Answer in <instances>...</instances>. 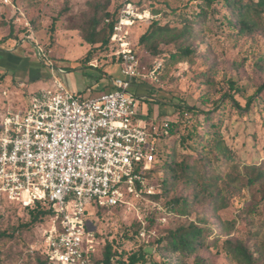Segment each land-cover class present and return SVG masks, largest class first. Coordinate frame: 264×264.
Returning a JSON list of instances; mask_svg holds the SVG:
<instances>
[{"label":"rangeland","instance_id":"obj_1","mask_svg":"<svg viewBox=\"0 0 264 264\" xmlns=\"http://www.w3.org/2000/svg\"><path fill=\"white\" fill-rule=\"evenodd\" d=\"M87 2L101 8L109 3L106 9L115 13V20L125 0H0V113L21 106L31 92L48 88L53 79L66 90L90 98L107 92L110 79L121 76L120 64L105 51H92V59L83 63L90 46L81 40L77 26L84 21ZM221 4L215 1L207 7L203 0H133L134 10L142 19L136 20L129 34L137 44L153 22L171 28L190 23L191 34L180 42L192 53L181 61L169 59L175 44L161 39L153 43L160 52L156 56L144 46L136 48L146 69L154 62H161L162 67L156 81L136 85L132 92L142 98L138 112L143 119L148 117L159 124L175 122L176 131L160 143L165 154L173 146L175 162L190 158V153L198 155L200 140L191 135L194 127L199 136L208 132L207 140L212 134L220 137L231 160H212L206 172L207 176L220 177L217 185L226 207L216 211L209 200L190 202L195 192L182 180L168 196H162L165 172L157 168L148 180L151 194L143 193L129 205L99 213L98 239L94 240L97 260H101L106 244L117 252L116 260L126 262L130 254L141 251L146 264L163 260L168 264H193L196 257L205 264H235L222 249L227 238L243 241L254 252L264 247V197L257 185H246L244 170L246 165L264 163V91L251 112L243 116L226 97L221 99L231 95L243 106L246 98L264 84V13L259 17L252 14L253 31L241 34L227 24ZM65 7L67 12L62 13ZM201 8L206 15L197 17ZM26 22L29 34L24 30ZM36 46L46 54L42 60L35 54ZM59 68L64 72L59 74ZM231 83L237 92L229 88ZM177 105L194 107L198 112L182 116L176 112ZM207 113L210 122L204 121ZM210 124L220 128H210ZM178 197L190 202L184 213L179 211L182 205L176 211L171 204ZM30 220L28 212L19 206L0 208V264L44 261L42 234L49 219L25 227ZM190 224L206 230L209 246L182 260L166 255L160 248L168 232Z\"/></svg>","mask_w":264,"mask_h":264},{"label":"built area","instance_id":"obj_2","mask_svg":"<svg viewBox=\"0 0 264 264\" xmlns=\"http://www.w3.org/2000/svg\"><path fill=\"white\" fill-rule=\"evenodd\" d=\"M141 19L133 0H125L110 37L121 76L110 79L107 92L82 98L53 79L0 113V204L47 206L42 242L50 264H91L97 244L88 216L94 207L126 206L152 193L148 180L161 163L169 126L143 119L142 98L132 92L156 81L162 67L154 62L146 69L132 49L129 29ZM34 51L40 60L46 56L38 46Z\"/></svg>","mask_w":264,"mask_h":264},{"label":"trees","instance_id":"obj_3","mask_svg":"<svg viewBox=\"0 0 264 264\" xmlns=\"http://www.w3.org/2000/svg\"><path fill=\"white\" fill-rule=\"evenodd\" d=\"M207 7H210L215 1L217 3H222L221 7L227 13L225 16V21L233 29H237L239 33L251 32L254 29L255 22L252 20V14L255 17H259L260 14L264 13V0H203ZM106 5L102 8L97 5H91L87 2L88 9L84 16V21L77 26V30L80 33L81 40L90 46V49L86 53L83 63H88L92 59V51L102 50L105 51L108 57L114 59L111 56L112 50L110 47V37L112 32V26L114 24V12H109ZM92 10V12H91ZM67 8L62 9V13H66ZM206 12L201 8L197 17L205 16ZM108 20L109 23H105ZM34 24V23H33ZM26 33H31L27 27L24 26ZM191 34L190 23L184 22L181 28H171L167 26L158 27L157 22L151 23L144 34H142L137 44H133L131 41L132 49L135 53L138 46H144L147 48L153 56L158 55L160 52L157 50L156 45L153 44L161 39L165 43H174L175 51L170 54L169 59L172 61H181L183 57H188L192 50L187 44H182L181 39ZM168 38V41L165 39ZM147 44L149 46L147 47ZM229 88L237 92L234 89V85L231 83ZM264 91V84L257 87L255 93L246 98L245 104L242 106L237 100L231 95H223L221 99L226 97L228 102L231 104L232 108L240 115H248L253 109L257 101L260 100L259 95ZM221 101V100H220ZM219 108V107H218ZM176 112H179L182 116L186 113H191L196 115L198 111L194 107L189 106H176ZM211 115L207 113L204 116L205 122L211 121ZM169 136H171L176 131L175 122L168 123ZM210 128L219 129L220 126L216 124H210ZM192 137H197L200 140V150L197 151V156H193L192 153L188 154V159H183L180 163L173 160V154L171 149L169 152L161 151L160 148V159L161 163L159 168H162L165 172L164 179L161 182V187L163 189L162 196H168V194L173 191L177 186L178 182L182 180V183L188 187L192 188L195 192L192 201H198L200 199L209 200L210 204L213 206L214 210H220L226 207V204L222 201V190L218 188V181L220 177L217 175L207 176V170L212 167V160L215 162H220L223 158L226 161L231 160V155L227 151V146L220 139L219 136L212 134V138L207 140L208 132L203 133L199 136L197 128L194 127L191 131ZM207 140V141H206ZM162 142V141H161ZM183 141L181 140V143ZM164 153V154H163ZM164 156V157H163ZM245 175L247 177V186L257 185V191L264 197V163L260 165H246L244 167ZM197 190V192H196ZM157 198V197H154ZM190 202L186 198L182 199L178 197L171 200L173 209L176 211L181 206L179 210L180 213H184L185 207L190 205ZM14 206L13 204L1 203L0 208ZM28 212L31 217L29 223L25 224V227L36 224L43 218H47L50 211L47 206L43 203H36L33 206L22 208ZM108 208L94 207L92 215L88 216L89 229L94 234V240L98 239V234L96 230V223L98 221L99 213ZM228 225V224H227ZM21 227V226H20ZM228 230V229H227ZM228 236V234H226ZM165 239V245L160 248L162 251L166 252L169 257H174L175 260H182L183 258H188L203 248H207L209 243L207 242L206 230L204 228H199L193 224L189 226L177 228L174 231H169ZM159 240L158 242H161ZM223 252L227 257L233 261L235 264H264V247L262 249H257L256 252L252 251L248 246L241 240L227 238L223 241L222 245ZM255 253H259V256H254ZM101 260L96 259V252L91 256V264H146V259L141 251L130 254L126 262L117 259L118 254L112 249L111 244H106L102 250ZM44 261L38 262V264H50L43 254ZM178 263V261H177ZM180 263V262H179ZM149 264H168L166 261H161L160 263L149 262ZM183 264V262H181ZM193 264H205V261L196 257Z\"/></svg>","mask_w":264,"mask_h":264},{"label":"crops","instance_id":"obj_4","mask_svg":"<svg viewBox=\"0 0 264 264\" xmlns=\"http://www.w3.org/2000/svg\"><path fill=\"white\" fill-rule=\"evenodd\" d=\"M25 27H27V28L29 27L28 22L25 23ZM28 29H29V28H28ZM29 30H30V29H29ZM29 38H31V36H29ZM23 41H24V40H23ZM29 44H31V43L29 42ZM31 47H32V45H31ZM33 49H34V48H33ZM45 89H46V88H45ZM40 90H43V88H41ZM38 91H39V90H38ZM34 92H35V91L31 92L30 94H32V93H34ZM36 92H37V91H36ZM30 94H29V95H30ZM29 95H28V97H29ZM28 97H27V98H28ZM26 100H27V99H26Z\"/></svg>","mask_w":264,"mask_h":264}]
</instances>
